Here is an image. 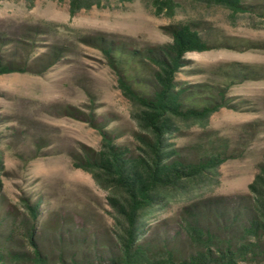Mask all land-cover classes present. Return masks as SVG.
<instances>
[{
  "label": "trees",
  "instance_id": "1",
  "mask_svg": "<svg viewBox=\"0 0 264 264\" xmlns=\"http://www.w3.org/2000/svg\"><path fill=\"white\" fill-rule=\"evenodd\" d=\"M28 7L36 0H23ZM67 2L69 17L81 11L112 9L132 0H55ZM240 18L264 21V0H188ZM115 4V5H112ZM155 16L168 19L181 10L179 0H151ZM59 28L60 25L46 24ZM200 19L172 20L161 27L169 41L137 47L106 37L76 39L97 47L129 105L135 130L131 142L93 109L70 106L64 114L86 122L99 135L97 148L70 151V163L88 173L106 192L111 222L95 229L73 215L44 211L41 198L21 196L6 203L0 180V264H264V156L247 193L234 197L210 195L220 181V166L229 158L226 139L207 134L189 155L176 139L198 127L222 108L238 111L241 102L227 97L232 84L264 79V70L240 62L216 69L221 83H189L187 53L214 48L251 47L212 34ZM40 26L25 39L0 37V75H41L62 60L67 45H51L29 55ZM0 156V172L2 170ZM180 203L175 216L151 223L159 211Z\"/></svg>",
  "mask_w": 264,
  "mask_h": 264
},
{
  "label": "rangeland",
  "instance_id": "2",
  "mask_svg": "<svg viewBox=\"0 0 264 264\" xmlns=\"http://www.w3.org/2000/svg\"><path fill=\"white\" fill-rule=\"evenodd\" d=\"M179 1L181 10L168 19L153 14L151 0L123 2L112 9L92 8L73 17L68 15L66 1L36 0L28 7L23 0H0V37L25 39L27 32L40 26L36 44L28 46L29 55L37 56L54 44L69 48L62 60L41 75H0V180L6 203L17 204L19 197L29 195L41 198L46 214L80 217L95 229L106 228L111 222L106 192L88 173L73 168L69 157L70 151L81 146L97 148L100 137L86 122L64 114L61 108L93 109L110 121L108 128L122 135L121 143L132 141L130 133L135 126L100 50L77 40V33L137 47L160 45L169 41L162 26L172 20L200 19L213 27V36L248 41L251 47L187 53L189 63L182 79L220 84L216 69L229 62L264 70V21L240 18L233 23L222 9ZM48 23L60 27H48ZM227 97L241 102L242 109L222 108L210 117L206 130L194 127L175 140L183 155H189L207 134L226 139L234 157L220 166L219 184L208 193L218 197L246 194L264 156V79L232 84ZM180 205L172 203L157 212L151 223L175 216Z\"/></svg>",
  "mask_w": 264,
  "mask_h": 264
}]
</instances>
